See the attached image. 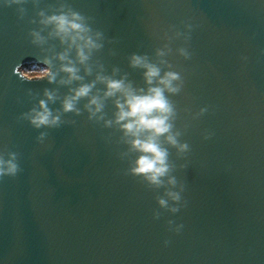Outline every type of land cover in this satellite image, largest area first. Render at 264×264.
<instances>
[{"label":"water","instance_id":"1","mask_svg":"<svg viewBox=\"0 0 264 264\" xmlns=\"http://www.w3.org/2000/svg\"><path fill=\"white\" fill-rule=\"evenodd\" d=\"M73 12L99 47L42 23ZM133 56L159 77L148 83ZM45 59L54 81L26 75ZM168 72L180 77L164 90L177 145L157 138L170 166L157 186L132 172V141L151 133L126 135L125 95L107 96V80L146 95ZM41 100L58 125H32ZM10 152L21 171L0 179V264H264V0H0V155Z\"/></svg>","mask_w":264,"mask_h":264},{"label":"clouds","instance_id":"2","mask_svg":"<svg viewBox=\"0 0 264 264\" xmlns=\"http://www.w3.org/2000/svg\"><path fill=\"white\" fill-rule=\"evenodd\" d=\"M25 0H11L13 4H22ZM23 11V9H21ZM43 15V13H41ZM82 17L77 13H71L70 15H56L46 18L42 21L44 24H52L55 28V35L59 36L61 40L66 38L71 39L72 43H75L77 39L84 40V46L88 48L99 47L93 43L91 38L82 35L88 32V29L81 22ZM75 33V35H72ZM35 39L33 43H43V38L40 37L39 33H31ZM182 54L187 56L184 50H181ZM163 53H161L162 55ZM78 55L81 62L87 59L84 52L78 46ZM60 60H65V55L59 56ZM132 65L140 66L146 69L145 77L148 83H152L154 78L159 77L160 70L158 67L149 64L144 58L140 56H133L131 58ZM46 65L41 71L44 78L49 82L56 79V73L52 71L50 64L51 62L47 59L43 61ZM64 72L70 75L71 79H80L76 75V69L73 67H63ZM106 79V78H105ZM180 77L175 72H168L163 78L160 79V84L164 87H153L148 90L146 95H136L130 88L124 85L122 80H107L108 91L107 96H111L116 92H123L125 95V103L121 104L117 102L119 112L117 114V121H127L123 124L126 135L130 134L133 137H139L142 131H149L151 134L146 139L136 138L132 141V147L142 153L136 161V166L132 169V172L137 175H143L151 184L161 185L163 177L167 176L170 171L168 164V152L157 143V138L160 135L169 134L172 125L168 122L170 117L173 115V108L169 101L164 96V90L167 89L169 92H177L179 89L173 86V81L179 80ZM91 86L85 85L76 90L75 95L66 98L63 104L65 111H72L74 109V101L77 98L87 96ZM45 95L52 99V94L45 91ZM91 103L96 105L95 111H100L102 105L97 101L96 98L91 100ZM41 111L33 110L31 116V123L34 127L40 128L41 126H56L59 124V117L53 116L47 108L46 102L40 101ZM41 134V138L43 137ZM168 142L172 145H177L176 138L169 134L167 135ZM181 151H187L188 145H179ZM8 159H5L0 155V179L5 176L15 177L18 172L21 171L16 152L8 153ZM169 183L175 185L176 181L174 178L169 179ZM167 195L173 201H180L181 196L178 192H168ZM161 206H167V201L164 199L159 200ZM173 213L178 212V207L171 208ZM169 223H172L169 221ZM180 225L179 228H182ZM179 228L177 231H179ZM168 241H165L167 244Z\"/></svg>","mask_w":264,"mask_h":264},{"label":"rangeland","instance_id":"3","mask_svg":"<svg viewBox=\"0 0 264 264\" xmlns=\"http://www.w3.org/2000/svg\"><path fill=\"white\" fill-rule=\"evenodd\" d=\"M41 70H42L41 68L34 67V68L24 69V72H26V75L28 77H38V76H43Z\"/></svg>","mask_w":264,"mask_h":264}]
</instances>
